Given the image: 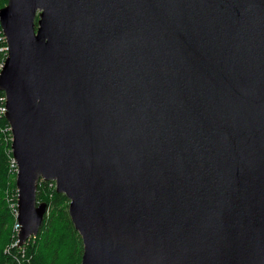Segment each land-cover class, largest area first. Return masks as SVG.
<instances>
[{
    "label": "water",
    "instance_id": "95a60500",
    "mask_svg": "<svg viewBox=\"0 0 264 264\" xmlns=\"http://www.w3.org/2000/svg\"><path fill=\"white\" fill-rule=\"evenodd\" d=\"M18 245L53 181L80 264H264V0H6Z\"/></svg>",
    "mask_w": 264,
    "mask_h": 264
},
{
    "label": "trees",
    "instance_id": "16d2710c",
    "mask_svg": "<svg viewBox=\"0 0 264 264\" xmlns=\"http://www.w3.org/2000/svg\"><path fill=\"white\" fill-rule=\"evenodd\" d=\"M5 2L0 0V7ZM2 46L3 42L0 43ZM3 94L0 91V96ZM6 127L7 121L0 115V264H80L83 244L69 217L68 200L64 194L55 191V186L49 187L44 180L38 184L36 194L38 202L47 203L43 223L36 237L17 247L18 241L12 236L14 215L5 200V189L15 187V174L9 169L11 135L9 130H5ZM13 240L16 244L11 246ZM5 247H8L6 251L10 254L4 253Z\"/></svg>",
    "mask_w": 264,
    "mask_h": 264
},
{
    "label": "built area",
    "instance_id": "2783aa9c",
    "mask_svg": "<svg viewBox=\"0 0 264 264\" xmlns=\"http://www.w3.org/2000/svg\"><path fill=\"white\" fill-rule=\"evenodd\" d=\"M0 33H1V40L2 42L4 43V46L0 47V52L2 53L1 57H0V71L2 69V66H3V63H4V60L6 58V55H7V45H6V40H5V37H4V34L2 33V30L0 29ZM5 94L1 95L0 96V115L1 116H4L5 112H6V107H5ZM8 124V123H7ZM5 130H9L10 131V127L8 125V127H6ZM10 135H11V131H10ZM11 140H12V137L10 138V143H11ZM10 171L12 173L15 174V177H16V174H17V164L16 162L14 161V159L12 158V156L10 157ZM48 183V186L49 187H54L55 186V183L53 181H46ZM17 195H18V191H17V188L16 186L14 188H6L5 189V196H6V200L9 202V205L12 209V212H13V215H14V225H13V232L14 233H18L19 231V228H20V225L19 223L17 222Z\"/></svg>",
    "mask_w": 264,
    "mask_h": 264
},
{
    "label": "rangeland",
    "instance_id": "374dc122",
    "mask_svg": "<svg viewBox=\"0 0 264 264\" xmlns=\"http://www.w3.org/2000/svg\"><path fill=\"white\" fill-rule=\"evenodd\" d=\"M1 29V28H0ZM0 37H1V33H0ZM0 43H2V40H1V38H0ZM14 184H15V179H14ZM5 198H6V196H5ZM6 200V199H5ZM6 204H7V207L10 209V211H12V209H11V207H10V205H9V202L6 200ZM13 213V212H12ZM14 220H15V218H14ZM13 225H14V223H13ZM12 229H13V226H12ZM13 231V230H12ZM12 236L14 237V240L15 239H17V234L16 233H14V232H12ZM30 239V238H29ZM14 240H13V242L11 243V246H14L16 243H14ZM25 243H27V242H25ZM25 245V244H24ZM23 245H20V246H18L17 245V247L18 248H20V247H22ZM8 248V247H7ZM6 247H5V249H4V253L5 254H8L9 252L8 251H6V249H7ZM22 252V257L24 256V249L21 251ZM10 254V253H9ZM12 256H14V255H12Z\"/></svg>",
    "mask_w": 264,
    "mask_h": 264
}]
</instances>
